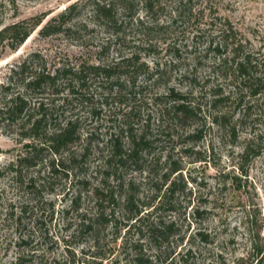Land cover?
<instances>
[{"label": "rangeland", "instance_id": "rangeland-1", "mask_svg": "<svg viewBox=\"0 0 264 264\" xmlns=\"http://www.w3.org/2000/svg\"><path fill=\"white\" fill-rule=\"evenodd\" d=\"M80 1L69 29L42 35L37 28L17 50L0 56V85L33 53L41 56L34 64L48 69L63 62L120 64L110 82L89 77L88 99L66 112L81 119L82 137L69 148L77 161H66L67 151L65 165L51 171L47 163L56 155L45 151L36 166L16 172L10 165L26 140L17 126L0 125V264H264V0H214L199 23L172 24L168 12L153 20L140 11V25L122 14L115 27L93 17L90 0ZM16 2L18 18H25L58 13L71 0ZM0 18L14 19L7 1ZM228 27L253 65L262 63L252 68L253 81L244 83L219 66L208 47ZM135 55L148 73L136 60L133 67L125 62ZM119 79L128 81L121 97L116 89L111 93ZM256 82L258 94L252 92ZM172 93L199 107L193 118H174ZM126 123L144 127L149 146L143 169L120 167L115 178L104 160L111 137L127 144ZM247 147L252 152L244 156ZM175 166L180 169L172 172ZM98 187L113 188L116 201L97 196ZM132 192L146 223L174 222L168 239L151 235L147 226L140 232L126 219L124 197ZM101 204L106 213L113 210L116 225L101 222L95 232L82 231L83 218L96 215Z\"/></svg>", "mask_w": 264, "mask_h": 264}, {"label": "trees", "instance_id": "trees-1", "mask_svg": "<svg viewBox=\"0 0 264 264\" xmlns=\"http://www.w3.org/2000/svg\"><path fill=\"white\" fill-rule=\"evenodd\" d=\"M6 1L13 8L14 19L7 23L5 19L0 18V56L7 49L17 50L37 28L42 35H50L69 29L67 24L78 14L81 8L80 0H71L58 13L53 14L54 12L50 9L30 17L18 18L20 9L16 0H0V6H5ZM90 3L93 17L108 27L117 26L122 14L137 19L142 25L143 20L139 17L140 11H144V16L151 17L153 20H157L159 14L168 12V22L172 24L179 22L199 23L208 16V11L210 15V11L216 5L214 0H90ZM149 24L152 25L151 21ZM145 28L147 31L152 29L151 26H145ZM219 37H221L220 41L213 40L208 43V47L212 48L216 55L217 61L215 62L221 67L230 68L233 74L240 77L244 83L253 81L255 79L252 76V68L255 66L253 65L254 58L246 50V46L238 37L237 32L233 27H228ZM39 56V54L33 53L31 56L20 60L10 69L8 84L0 85L3 92L0 98V125L7 128L8 126H17L21 140H26L23 143L22 152L16 161H12L10 165L16 172L24 164L36 166L40 160H43L45 151L56 155L47 163L51 171L57 170L58 166H64L65 160L69 162L78 160V153L69 148L82 137L81 119L74 112L70 115H67L66 112L73 110L71 106L83 103L88 99L84 97V89L89 77H101L110 82L109 80L117 74L120 65L119 63L82 62L72 64L63 62L62 65L48 69L46 65L37 66L34 64ZM134 60L138 63L139 57L137 55L129 57L125 59V62L133 67L135 65ZM259 64L262 65V63ZM145 66L144 63H138V69L148 73V68ZM126 82L128 81L120 82L119 79L115 84L113 81L115 86L111 88V93L116 89L115 96H123ZM259 87L260 82H256L252 92L258 94ZM15 88L17 89L15 90ZM175 95V93L171 94L174 99H172L173 103L170 104L174 118L183 122L193 118L196 114V108L199 107L185 101L183 95L177 94V97ZM154 103L158 104L159 107L161 106V94L155 97ZM126 131L128 132L127 144L119 136L116 139L111 137L109 152L104 160L109 168L114 167L116 170H113L115 178H119L116 172L120 167L136 166L139 170L144 168L141 167L142 153L149 146L146 130L144 127L138 129L130 123H126ZM250 150L252 148L247 147L243 155H250L252 152ZM67 151L69 152L65 159L63 157L65 155L62 154ZM86 152L87 150H84L81 156H85ZM253 152V156L259 154V151ZM58 155L61 158H57ZM179 169V166H175L172 172H177ZM173 184L175 187L176 182ZM130 185L133 186L131 181ZM95 193L103 200L109 198L112 202L116 201L113 188L103 187L100 189L98 187ZM137 201L139 200L134 192L124 197L128 212L126 219L134 221L132 225L138 226L137 229L140 232L144 226H147L151 235L157 234L163 239H168L174 232V222L166 224L160 220L146 223V218H142L144 206L137 204ZM160 203L162 206L163 202ZM198 211L197 209L194 213ZM113 215V210L111 213H106L103 204H101L100 211L96 215L91 218H83L81 230L95 232L101 222L116 225Z\"/></svg>", "mask_w": 264, "mask_h": 264}]
</instances>
